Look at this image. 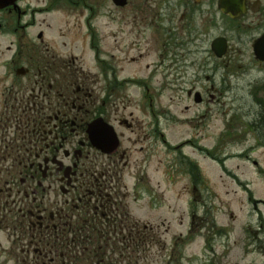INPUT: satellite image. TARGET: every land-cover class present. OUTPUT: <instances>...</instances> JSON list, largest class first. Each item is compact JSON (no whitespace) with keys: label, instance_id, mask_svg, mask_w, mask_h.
<instances>
[{"label":"flooded vegetation","instance_id":"1","mask_svg":"<svg viewBox=\"0 0 264 264\" xmlns=\"http://www.w3.org/2000/svg\"><path fill=\"white\" fill-rule=\"evenodd\" d=\"M79 18L93 75L79 57ZM101 33L114 39L107 57ZM0 39L8 41L0 46V264L145 262L159 226L133 219L125 183L149 181L152 158L160 177L186 182L189 227L173 250L198 230L204 264H230L232 236L241 259L264 264V200L230 175L256 221L239 229L216 222L205 202L209 180L180 153L192 141L170 146L147 92L158 74L177 98L203 106L248 80L254 124L228 127L215 149L245 140L264 149V0H17L0 8ZM165 152L174 154L166 169Z\"/></svg>","mask_w":264,"mask_h":264},{"label":"rangeland","instance_id":"2","mask_svg":"<svg viewBox=\"0 0 264 264\" xmlns=\"http://www.w3.org/2000/svg\"><path fill=\"white\" fill-rule=\"evenodd\" d=\"M83 24V20L79 18V57L82 58L87 73L93 75L97 72L93 65L94 54L89 49V38L84 37L86 28ZM93 29L100 30V27L94 26ZM104 30L107 32L109 28ZM101 34L105 36L99 37L100 57H107L114 39L107 33ZM7 44L8 41L0 39V46ZM247 83L248 80L238 82L234 91L225 96V100L203 106L192 105L182 97L177 98L171 81H162L158 74L153 83L147 86L149 97L153 99V107L157 106L164 115L161 125L170 146H177L186 140L192 141L191 145L182 147L180 153L192 157L202 167L204 177L209 180L210 188L205 196L206 206L212 209L209 215L216 222L229 224L237 229L256 221V216L250 212L246 193L242 192L243 187L232 182L230 175L239 176L241 182L243 179L247 180L254 197L264 200V177L262 173L259 176V170L264 173V149L248 148L252 143H247L246 140L240 146L225 149H223L225 146L215 149V143L228 127L234 132H240L243 126L254 124L259 107L251 98V90ZM131 94L134 99L137 92L132 90ZM185 107L190 108L185 111ZM194 145L210 149L215 160L204 159ZM244 155H247L249 160L243 159ZM173 159V153L165 152L163 168L166 169L167 164L170 165ZM151 160L153 166L148 168L149 181L137 184L136 188H134L136 182L133 180L125 184L132 193L130 212L133 219L141 223H150L153 227L159 226L154 230L159 238L156 237L152 243L148 242L145 262L132 258V263L173 264L171 255L175 254L179 258L177 264H204L207 253L204 250L203 239L197 233L198 230L193 231L192 237L184 241L180 249L173 250L174 238L180 234L184 235L189 227V196L182 192L186 182H173L168 181L166 176L160 177L154 165L155 158ZM252 162H256L257 167ZM221 164L224 169L221 168ZM259 209L264 218V208ZM200 210V207L197 208V215H202V212H198ZM235 238L236 236H232L230 241L229 249L232 250L228 258L229 263H249L251 258L241 259L238 245L237 247L232 245ZM135 256L136 259L139 258L136 254Z\"/></svg>","mask_w":264,"mask_h":264},{"label":"water","instance_id":"3","mask_svg":"<svg viewBox=\"0 0 264 264\" xmlns=\"http://www.w3.org/2000/svg\"><path fill=\"white\" fill-rule=\"evenodd\" d=\"M16 0H0V8L13 4Z\"/></svg>","mask_w":264,"mask_h":264}]
</instances>
